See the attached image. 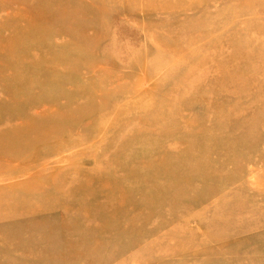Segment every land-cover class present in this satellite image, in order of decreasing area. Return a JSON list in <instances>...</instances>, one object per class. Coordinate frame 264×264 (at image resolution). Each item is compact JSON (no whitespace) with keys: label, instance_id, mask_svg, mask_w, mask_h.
I'll return each mask as SVG.
<instances>
[{"label":"rangeland","instance_id":"rangeland-1","mask_svg":"<svg viewBox=\"0 0 264 264\" xmlns=\"http://www.w3.org/2000/svg\"><path fill=\"white\" fill-rule=\"evenodd\" d=\"M0 264H264V0H0Z\"/></svg>","mask_w":264,"mask_h":264}]
</instances>
